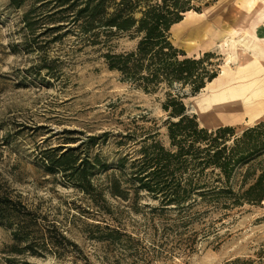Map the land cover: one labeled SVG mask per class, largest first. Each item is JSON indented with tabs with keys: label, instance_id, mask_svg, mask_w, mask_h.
Segmentation results:
<instances>
[{
	"label": "rangeland",
	"instance_id": "374dc122",
	"mask_svg": "<svg viewBox=\"0 0 264 264\" xmlns=\"http://www.w3.org/2000/svg\"><path fill=\"white\" fill-rule=\"evenodd\" d=\"M34 2L13 6L0 0V195L36 216L23 239L1 218L0 264H226L235 258L234 264H264V201L226 214L203 204L181 213L159 208L157 199L129 184H123L129 187L126 198L111 195L104 175L126 148L117 145L119 136L97 139L87 148L108 164L93 177L91 192L58 170H47L45 155L58 152L55 148L132 127L133 120L145 131L157 128V138L166 144L167 114L163 91L145 92L107 68L105 47L77 49L72 35L57 39L59 31L39 35L40 22L31 33L23 15ZM197 4L200 9L182 19L193 16L203 20L200 26L187 32L177 29L181 22L174 24L169 38L187 56L209 53L204 64L229 79L221 92H239L236 103L245 110L233 120H211L229 109L211 99L207 104L210 93H200L203 88L194 94L184 88L182 101L201 126L227 124L240 131L264 120V0ZM135 43L119 35L110 45L122 51ZM53 224L75 245L46 244V235H56Z\"/></svg>",
	"mask_w": 264,
	"mask_h": 264
},
{
	"label": "trees",
	"instance_id": "16d2710c",
	"mask_svg": "<svg viewBox=\"0 0 264 264\" xmlns=\"http://www.w3.org/2000/svg\"><path fill=\"white\" fill-rule=\"evenodd\" d=\"M24 1L9 0L13 6ZM35 1L23 15L31 33L40 22L43 31L39 35L59 31L57 39L72 35L77 49L88 44L105 47L102 57L107 68L116 71L121 81L145 92L163 91L161 108L167 114L162 123L166 144L157 138V128L145 131L133 120L132 127L88 135L76 147L55 148L59 151L45 155L49 172L58 170L74 186L91 192L96 187L93 177L108 164L98 154L91 156L87 148L97 139L113 135L120 138L117 145L126 148L114 169L104 175L111 195L126 198L129 187L123 184H129L157 199L159 208L181 213L203 204L226 214L235 207L264 201V120L240 131L227 124L209 129L199 124L194 113L187 112L182 101L184 88L194 94L217 74L215 68L204 64L209 53L187 56L169 38L171 26L187 11L199 10L200 0ZM119 35L135 39V46L114 51L110 42ZM1 218L8 221L17 239L26 238L27 228L36 224L35 213L2 195ZM53 226L56 235L45 234L46 244L75 245L59 226Z\"/></svg>",
	"mask_w": 264,
	"mask_h": 264
},
{
	"label": "bare ground",
	"instance_id": "6f19581e",
	"mask_svg": "<svg viewBox=\"0 0 264 264\" xmlns=\"http://www.w3.org/2000/svg\"><path fill=\"white\" fill-rule=\"evenodd\" d=\"M224 3L227 4L228 1H233V0H222ZM189 12V11H187ZM184 19V18H183ZM182 19V20H183ZM179 21L177 23H180L179 24V27L177 28L178 30H183V29H186L187 32H190L192 31L194 28H197L200 26V24L203 22V20H198V18H195L193 16H190L188 18H186L185 20H183V22ZM177 23H174V24H177ZM173 24V25H174ZM229 82V79H227L224 75H223V72L220 73V76H216L214 77L212 80H210L208 83V87H203V90L202 88V92L200 93H204L205 91H207V93L209 92V97H204V101H207L208 98L209 100L207 101V104L211 101L213 102H220L221 104H225L224 106H220L221 108L225 109V108H228L229 111L226 112L225 114H222V115H217L214 117L211 118V120H223V119H229V120H233V119H236L239 114L241 113V111L245 110V109H242L241 110V106H239L240 104L239 103H236L237 101V96H238V93L237 92H221L223 91V88L226 86V84ZM228 85V84H227ZM201 91V90H200ZM236 91V90H235ZM211 99V101H210ZM228 101H230L229 105L228 104ZM235 101V102H233ZM232 103V104H231ZM206 104V105H207ZM251 108V107H250ZM247 110H250L247 108ZM203 112H201L202 114ZM206 118V117H205ZM210 118V117H209Z\"/></svg>",
	"mask_w": 264,
	"mask_h": 264
}]
</instances>
